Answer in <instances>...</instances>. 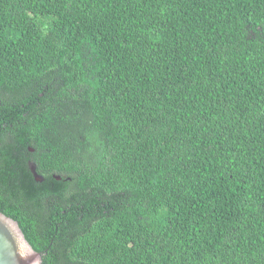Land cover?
<instances>
[{
  "label": "trees",
  "instance_id": "16d2710c",
  "mask_svg": "<svg viewBox=\"0 0 264 264\" xmlns=\"http://www.w3.org/2000/svg\"><path fill=\"white\" fill-rule=\"evenodd\" d=\"M0 212L41 264H264V0H0Z\"/></svg>",
  "mask_w": 264,
  "mask_h": 264
},
{
  "label": "water",
  "instance_id": "95a60500",
  "mask_svg": "<svg viewBox=\"0 0 264 264\" xmlns=\"http://www.w3.org/2000/svg\"><path fill=\"white\" fill-rule=\"evenodd\" d=\"M36 180L42 178L31 167ZM59 179V176H55ZM41 253L26 239L18 222L0 212V264H41Z\"/></svg>",
  "mask_w": 264,
  "mask_h": 264
}]
</instances>
